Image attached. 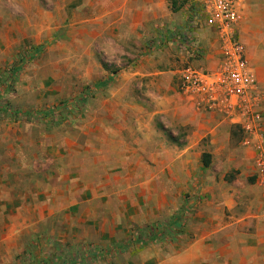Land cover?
<instances>
[{"label":"rangeland","instance_id":"1","mask_svg":"<svg viewBox=\"0 0 264 264\" xmlns=\"http://www.w3.org/2000/svg\"><path fill=\"white\" fill-rule=\"evenodd\" d=\"M143 17L128 0H0L2 100L38 110L0 113V264H60L66 244L110 246L178 212L171 237L87 264H264L259 150L222 108H206L218 133L180 122L192 52Z\"/></svg>","mask_w":264,"mask_h":264},{"label":"built area","instance_id":"2","mask_svg":"<svg viewBox=\"0 0 264 264\" xmlns=\"http://www.w3.org/2000/svg\"><path fill=\"white\" fill-rule=\"evenodd\" d=\"M179 1L186 10L183 36L189 45L195 46V54L190 53V56L202 48L194 43V32L199 29L215 28L222 44L221 59L215 68L196 67L190 62L185 64L179 72L180 89L197 106L222 108L247 134V138H252L246 142H251L255 150H259L261 156L257 165L264 172V138L260 114L256 110L260 91L243 44L236 35L238 0Z\"/></svg>","mask_w":264,"mask_h":264},{"label":"crops","instance_id":"3","mask_svg":"<svg viewBox=\"0 0 264 264\" xmlns=\"http://www.w3.org/2000/svg\"><path fill=\"white\" fill-rule=\"evenodd\" d=\"M128 1L142 6L143 13L146 16L142 18V21L146 23V26L151 27L161 24L171 29L180 28V40L184 43V48L189 49L186 53L191 51L195 54V46L189 45L186 37L183 36L186 24V10L183 6L178 5L177 9L172 10L167 4V1L171 4V0ZM238 3L239 18L235 25L236 35L243 44L250 69L256 77L258 89L264 92V0H238ZM143 22L139 21L138 24H143ZM217 34V30L211 27L202 28L194 32V43L199 44L202 48L196 53L197 56L194 55L192 57V64L196 62L202 67L209 69H213L218 65L221 59L222 44ZM206 108L197 106L192 100H188L178 106V109L183 111L180 122L189 125L190 131L200 137L204 134L218 133L223 123V121H219L220 118L217 113H212L214 110L207 111ZM260 111L264 114V100L261 103ZM249 144L251 145V150H253V144L251 142ZM258 234L260 233L256 232V235ZM243 237L246 239L247 236L243 235ZM238 241L241 242L243 239ZM257 241L260 242L258 239ZM150 243L148 242L142 247Z\"/></svg>","mask_w":264,"mask_h":264},{"label":"trees","instance_id":"4","mask_svg":"<svg viewBox=\"0 0 264 264\" xmlns=\"http://www.w3.org/2000/svg\"><path fill=\"white\" fill-rule=\"evenodd\" d=\"M177 1L178 0H171L172 10L177 9L178 5H180L178 4ZM0 83H1L0 89L2 90L0 91V113L4 114L2 115L3 117L7 116L9 119L20 120V119H28V116L29 117L34 116L38 113V110L36 109L14 107L7 101L3 102L1 95H3L4 91L9 86V84L6 83L5 78H0ZM100 83H102V81ZM46 112H49V115L52 114L51 110H46ZM209 163H210V153L204 152L202 154V164L204 166H208ZM175 224L178 225V228L181 227L180 212H178L177 215H175L174 217L170 218L166 223L157 222L155 224L154 223L149 224L143 228H138V229L136 228L134 233L129 237V239L117 242L110 246L104 247L103 245L100 244L86 245L85 243H79L75 245L66 244L65 247L73 255L70 258L63 259L60 264H87L93 261H97L100 258H103V256L107 254L123 251L130 244H136L139 247H142V245L148 242L170 236L166 230L168 227L174 226ZM42 263L43 262H37L36 264H42Z\"/></svg>","mask_w":264,"mask_h":264}]
</instances>
